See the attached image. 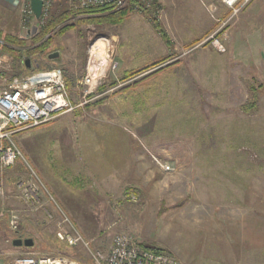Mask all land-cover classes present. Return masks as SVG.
<instances>
[{
	"label": "rangeland",
	"instance_id": "1",
	"mask_svg": "<svg viewBox=\"0 0 264 264\" xmlns=\"http://www.w3.org/2000/svg\"><path fill=\"white\" fill-rule=\"evenodd\" d=\"M161 1L139 0L140 8L136 6L123 23L80 25L56 35L46 53L28 55L25 52L42 43L34 37L46 21L69 9L68 0H52L48 16L39 19L28 13L31 6L25 0H18L15 11L0 2L1 33L21 36L27 43L26 47L14 45L19 57L4 51L14 59V74L59 67L71 84L75 104L83 102L80 81L93 47L107 46L127 69L144 68L156 62L165 47L154 30V20L165 33L171 32L164 23L166 17L174 12L180 20L213 21L202 39L184 46L173 59L126 81L120 80L117 70L95 91L91 102L15 135L21 156L5 174L9 190L15 189L18 179L35 173L60 196L63 209L90 241V249L57 240L53 221L39 224L36 218L25 217L21 231L14 233L6 206L22 205L11 199L0 210V254L7 260L31 251L93 264L91 251L106 254L114 237L126 234L185 264H215L205 261L193 242L206 225L202 221L208 215L206 207L216 203V199L205 203L198 197L199 177H255L256 189H264V0H253L218 32L219 36L227 33L225 53L215 50L210 41L200 44L231 14L223 0H169L171 5ZM245 10L247 19L240 20ZM242 36L245 45L262 52L231 51V43ZM0 44L11 45L1 39ZM55 51L60 58L49 60L47 55ZM182 57H186L182 65L169 68ZM28 59L30 69L25 66ZM201 61H210L212 69ZM103 85L108 87L102 91ZM102 99L103 103H97ZM156 159L174 170L163 172ZM228 194L229 188L223 195ZM218 200V204L229 201ZM255 200L256 205L264 202L257 196ZM19 236L31 238L34 245L15 247L13 240Z\"/></svg>",
	"mask_w": 264,
	"mask_h": 264
},
{
	"label": "built area",
	"instance_id": "2",
	"mask_svg": "<svg viewBox=\"0 0 264 264\" xmlns=\"http://www.w3.org/2000/svg\"><path fill=\"white\" fill-rule=\"evenodd\" d=\"M31 6L32 0H25ZM253 0H223L231 14L213 34L200 44L211 42L220 53L227 52V33L219 36L221 29ZM128 0H73L76 10L127 6ZM52 0H43V15L49 14ZM149 5V3H147ZM140 5L136 7L139 9ZM27 10L24 11V13ZM28 13L34 14L31 7ZM25 19H27L25 14ZM221 21V20H217ZM103 47L101 52L93 55L90 51L85 77L80 81L83 88V102L73 103L68 89L64 71L59 67L47 70H34L25 74H14V59L0 48V210L11 199H17L22 205L8 207V224L10 230L19 233L22 229L26 213L40 212L48 222L55 223L57 240L69 247L84 246L90 249V241L73 223L70 216L58 203L54 195L46 187L43 180L35 173L22 177L14 184L15 189L9 190L5 177L12 170L21 156V151L15 141V135L25 129L46 124L60 115L74 111L78 107L91 102L95 91L105 83V80L119 70V62L111 50ZM22 62V61H21ZM23 63V62H22ZM163 172H171L174 168L156 159ZM136 200L135 195H131ZM93 264H184L174 256L162 251H155L138 243L132 236L119 234L114 237L109 253L98 250L91 251ZM0 264H78L61 256H49L36 252H25L16 258L7 260L0 254Z\"/></svg>",
	"mask_w": 264,
	"mask_h": 264
},
{
	"label": "crops",
	"instance_id": "3",
	"mask_svg": "<svg viewBox=\"0 0 264 264\" xmlns=\"http://www.w3.org/2000/svg\"><path fill=\"white\" fill-rule=\"evenodd\" d=\"M0 2L10 11H15L18 5V0H1ZM55 2H58V0H55ZM161 2H163V0ZM167 2L168 5H171L169 0H167ZM68 4L70 10L74 9L73 0H70V2L68 0ZM173 4L174 2H172V5ZM55 7V10H58L57 6ZM246 14L248 13H246L245 10L241 14L240 20L247 19L246 16L248 15ZM164 23L167 29L171 31L166 32L170 39V45H168L158 31L154 29L157 36L165 43L164 50L160 56L156 58L157 60L164 56L168 57V60L173 59L177 56L175 54L179 53L184 46L193 44L202 39L206 35L208 29L213 26V21L206 24L198 21L194 17L180 20L176 17L175 12L172 17L167 15ZM138 35L144 36L145 33L138 32ZM19 38L24 39L21 36H19ZM245 42L243 36L242 39L240 37L239 39L237 38V40L231 43V51L233 50L236 54L242 53L243 50L247 53H253V51L262 52L258 47L245 45ZM9 47L15 49L14 45H9ZM181 59L169 68L182 65L186 57H182ZM250 60L251 58L247 57L246 61L248 62ZM123 61L124 60L119 56L118 62L120 63V68L118 72L121 71L122 75L127 70L136 69H127V64ZM198 63H204L209 70L213 67L210 61H201ZM193 65H195V62H193ZM255 179V177H199L198 197L200 196L201 200L204 198L205 203H208L209 198L216 199L214 205L210 204L211 206L209 205L206 207L205 212L208 215L202 218V221L206 222L204 228H200L202 232L198 238H193V242L198 244L200 255L202 258L205 257V261L215 264H264V202H262V205H256L255 200L256 196L257 198L264 199V189H256ZM219 181L222 182V184H219ZM58 183L59 180L57 184ZM62 183L66 184L68 181L66 180ZM46 187L50 190L49 186L46 185ZM228 188L230 194L223 195L224 190H228ZM50 192L63 207V204L58 200L60 196L58 194L55 195L51 190ZM217 198H226L229 201L218 204L217 202L219 200ZM25 217L36 218L39 220V224L48 223L45 219L46 217L40 212L26 213L24 218ZM188 231L191 233L190 230ZM111 247L107 253L110 252ZM182 262L185 264L184 261Z\"/></svg>",
	"mask_w": 264,
	"mask_h": 264
},
{
	"label": "trees",
	"instance_id": "4",
	"mask_svg": "<svg viewBox=\"0 0 264 264\" xmlns=\"http://www.w3.org/2000/svg\"><path fill=\"white\" fill-rule=\"evenodd\" d=\"M138 3H139V0H130L128 5L121 10H116V9H114V7H105V8H96V9L78 10V11L74 10V9H71V10L68 9L58 16H52L46 21V23L44 24V26L42 28V31L38 34V36L34 37L35 42H38V41L41 42L42 41V43L40 45L36 46L33 50H31L29 52L27 51L25 53L27 55L30 52H32L33 54H35L37 52H41V53L45 52L46 53L49 50V48H50V46H51L56 35H64L65 33L69 32L73 29H76L80 25H83V24L107 23V24H116L117 25V24L123 23L125 20H127L130 17L131 13H133L134 8L136 6H138L137 5ZM147 14L148 13H146V16H148ZM153 23H154L156 30L161 35V37L164 39V41L168 45H170V39L167 36V34L164 32V30L162 29V26L158 22V20H154ZM0 39L2 41H6L7 43H9L11 45H16V46L26 47V44H27L26 41L20 40L17 37H11L10 35H3V33H1V31H0ZM0 48L3 51H7V52L13 54L14 56L19 57L20 51H18V50H15V49L10 48V47H6L2 44H0ZM166 61H168V57L164 56V57H160L156 62H154L153 64L146 66L144 68L127 70L123 73L120 80H122V81L129 80V79L139 75L140 73H142L144 71L150 70L154 67H157V66L164 64ZM160 70L161 69L157 70V72H159ZM153 74H155V73H152V75ZM138 82H140V81H137V83ZM67 84H68V89H69L71 84L69 81H67ZM114 84L115 83L113 82L112 85H114ZM107 87H108V85H103L100 88V90L103 91ZM124 90H126V88ZM105 99H106V97H105ZM105 99L99 100V101H97V103L98 102L103 103L105 101ZM141 245H143V244H141ZM143 246H145V245H143ZM154 250L163 252V250H161L159 247L156 249L154 248Z\"/></svg>",
	"mask_w": 264,
	"mask_h": 264
},
{
	"label": "water",
	"instance_id": "5",
	"mask_svg": "<svg viewBox=\"0 0 264 264\" xmlns=\"http://www.w3.org/2000/svg\"><path fill=\"white\" fill-rule=\"evenodd\" d=\"M31 9L37 19H39L42 16L43 12V0H32L31 1ZM61 53L59 51H55L53 53H50L47 55V58L49 60H57L60 58ZM26 68L30 69L31 68V61L28 59L25 62ZM13 245L15 247H32L34 245V241L31 238H22L18 237L13 240Z\"/></svg>",
	"mask_w": 264,
	"mask_h": 264
},
{
	"label": "bare ground",
	"instance_id": "6",
	"mask_svg": "<svg viewBox=\"0 0 264 264\" xmlns=\"http://www.w3.org/2000/svg\"><path fill=\"white\" fill-rule=\"evenodd\" d=\"M105 45H103L104 47ZM103 47H99L98 45L96 46V48H92L91 52L93 55L97 54L98 52H101L103 50Z\"/></svg>",
	"mask_w": 264,
	"mask_h": 264
}]
</instances>
